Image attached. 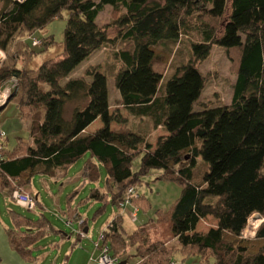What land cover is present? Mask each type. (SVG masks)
Returning <instances> with one entry per match:
<instances>
[{
  "label": "trees",
  "instance_id": "obj_1",
  "mask_svg": "<svg viewBox=\"0 0 264 264\" xmlns=\"http://www.w3.org/2000/svg\"><path fill=\"white\" fill-rule=\"evenodd\" d=\"M106 7L113 21L99 26ZM63 13L61 43L35 37ZM181 45L187 59L164 81ZM104 47L117 49L112 76L89 67L73 77ZM213 47L223 49L236 79L229 105L203 107L207 79L199 66ZM54 49L59 53L46 58ZM0 51V87L17 81L9 103L28 122L26 141L19 139L11 151L0 144V190L13 203L15 189L27 192L36 177L63 180L86 157L83 184H97L101 169L106 174L104 191L92 188L87 201L118 209L96 243L110 258L120 261L130 248L136 264H174L177 255L203 264H264V221L253 238H242L252 216L264 218V0H0ZM110 79L128 116L166 133L154 146L145 133L111 130L126 119L110 111ZM96 120L102 127L86 134ZM151 171L159 172L154 181L178 185L180 196L156 212L152 226L128 234L121 215L127 207L120 204L134 187L131 212L149 210L136 184ZM77 194L65 197L64 216L79 221L71 209ZM208 217L216 227L195 232ZM11 218V245L27 261L41 241L60 234L43 215L31 219L12 210Z\"/></svg>",
  "mask_w": 264,
  "mask_h": 264
},
{
  "label": "rangeland",
  "instance_id": "obj_2",
  "mask_svg": "<svg viewBox=\"0 0 264 264\" xmlns=\"http://www.w3.org/2000/svg\"><path fill=\"white\" fill-rule=\"evenodd\" d=\"M94 1L97 2L98 0H94ZM159 1L161 2L163 0H159ZM66 19H67V14L63 13L60 19L55 20L49 25H47L42 31L38 32L35 35V37L42 39L47 36H53L54 40L57 43H61L63 40V31H64ZM112 21H113L112 9L110 7H106L104 11L99 14L97 19V24L99 26L104 27V26H108V24H110ZM116 33L117 31L114 27H110L108 29V35L110 37H114ZM191 39H193L195 42L198 41L196 37H192ZM50 51H51L50 54L46 55V58L48 57L54 58L59 53V50L57 49ZM115 51H117V49L113 47L101 48L100 50L95 52L87 61H85L81 66L77 68L76 72L73 74V77H80L84 73V71L89 67H98L100 71L106 73L109 76H112L114 69H116L118 66L117 62L114 59ZM178 53L179 54H176L177 56L175 58H172L169 67L165 70L164 81H167L169 77H171L174 67L177 64H179L182 60L187 59L188 52L186 50V46L181 45L180 52L178 51ZM4 59H5V55L2 52V58L0 59V61L3 62ZM199 70L202 73V75L207 79V84L201 96L199 105L203 107H218L221 105H229L233 94L232 87L233 84L235 83L236 76L231 70V63L226 58L223 49L218 47H213L210 56L199 66ZM108 83L110 87L109 99H110L111 109L112 110L118 109L122 117L126 119L125 124L115 125L114 127H117L118 130H123V131H127V130L138 131L140 133H143V131H148L149 130L148 122L142 120L140 121L139 119L130 117L127 115L126 112H124L121 109V106L118 105L120 101V96L117 93V91L113 88L112 79H110ZM14 88H17V81ZM196 109L199 110L198 107ZM17 115L18 112L14 104L8 105L7 109L0 113V132L4 134V138L0 139V144L3 143L4 146H7L6 147L7 150H10L18 142L19 139H22L23 141H26L28 139V134L27 131L23 128L22 126L23 124L14 121ZM163 133L165 132L163 131ZM153 135L155 136L157 135V133L153 132ZM149 140H152L151 142H154L156 139H154V137L152 136L149 138ZM84 161L85 159L81 160L80 162H78L69 169L66 177L63 179V185H61L64 187L63 196L60 195L61 191L59 185H56L54 188H51V193L53 194V198L46 191L42 190L40 187H37L38 188L37 190L41 195L42 202L45 207L44 209L41 207H37L35 211L23 210L22 212L21 209L16 208L14 205L11 206V209H14L19 213L22 212V214H24L25 216L31 219H37L41 215H43L48 220L51 221V223L60 232V234L62 233L64 235L66 234L69 236L71 235L70 229L73 227L78 229L79 227L78 224L80 222L78 223L77 221H74L73 219H71L72 217L67 219L68 217L65 215V212L67 213V202L65 203V197L68 194L72 193L73 191L74 192L78 191L77 196L74 198V201L71 203V209L74 211V214L80 217L81 221H85L84 229L86 228L88 229V233L86 234V236L89 237L92 236L93 237L92 241L95 242V244L96 243L99 244L101 234L109 225V222L111 220L110 218L113 217L114 214H117L118 210L110 205H106L104 210L103 207L100 208L101 205H99L98 203L87 201L86 197L92 188L103 187L106 174L104 170L101 169L100 181L97 184H92V185H89L88 183L83 184L81 173H82V167ZM199 163L200 162H198V164ZM138 168H139V160L137 159L134 162L133 170L136 171L138 170ZM198 171H199L198 175H201L203 171V167L200 166ZM158 173L159 172L157 171H151V173L148 176L141 179V181L137 182L136 184L137 191L145 197L148 203H150L149 210H147L146 212L140 209L137 215L138 224L135 225L137 227L140 225L141 221L143 220L146 223L150 221V219L155 220L156 212L159 210H166L171 204V202L174 200L173 198H176L175 196H178V194H180L178 193L179 191L178 185L173 183L154 181L153 174H158ZM36 186L38 185L36 184ZM57 198L60 201V206L56 205L55 200ZM99 208L100 210L102 209L101 213L96 214ZM64 215L67 218L64 217ZM131 221L133 222L132 218ZM258 221H259L258 218L257 220L253 221L255 226L258 224ZM66 222H72V227L67 226ZM207 225L209 227L211 226V224L209 223H207ZM207 225L204 224V227H208ZM60 234H58V237H55L56 242L61 241L62 237L60 236ZM242 238L251 239L253 238V235L252 236L247 235L246 237L242 236ZM52 239L50 241H54ZM46 241H42V242L45 243ZM69 245L70 243L67 242V247H69ZM54 252L55 254L64 253L63 250H61V252L55 250ZM132 260L135 259L133 258ZM174 261H176V264H180L178 255L175 256ZM128 264H132V261H129Z\"/></svg>",
  "mask_w": 264,
  "mask_h": 264
},
{
  "label": "crops",
  "instance_id": "obj_3",
  "mask_svg": "<svg viewBox=\"0 0 264 264\" xmlns=\"http://www.w3.org/2000/svg\"><path fill=\"white\" fill-rule=\"evenodd\" d=\"M109 88L110 87H109V83H108V90L110 91ZM10 104H12V103H8L6 105V107H4L0 111V113L3 112L4 110H6L7 106ZM110 111H113V110L110 108ZM14 121H17V123L23 124L22 125L23 128L26 131H28V122L21 120L18 115ZM99 122H100L99 120H96L93 124H91L86 129L85 133L86 134H92V133L96 132L97 130H99L102 127L101 122L100 123ZM115 125L116 124H111V126H110L111 130L117 131V132L123 131V130H118L117 127H114ZM148 127H149V130H148L149 132L143 131V133H145L146 135L150 134V135H148V139L152 136L154 137V139H156L154 142H151L152 140H149L150 145L154 146L159 137L166 136V134L163 133L161 127L157 128V129H152L150 123H148ZM133 132L138 133V131H133ZM153 132L157 133V135L154 136ZM27 134H28V132H27ZM16 145H17V143L8 151H11ZM6 147L7 146H5V149L7 150ZM85 159H86V157H85ZM36 184L38 186H36ZM56 185L60 186V191H61L60 195L63 196L64 187L61 186V185H63V180L56 181V180L47 179L44 177H36L26 187V190L36 200L37 207H41L44 209L45 207L43 205L42 198H41L40 193L37 190L38 189L37 187H40L42 190L46 191L53 198V194L51 193V188H54ZM180 191H181V188L179 187L178 193H180ZM179 196H180V194H178V196H175L176 198H173L174 200L171 202V204ZM55 202H56L57 206H60V201L58 198L55 200ZM12 205H14L16 208L21 209L22 212H23V210H26L23 207L13 203L11 198H10V194L7 191L0 190V264H98V257H100V249H98L96 247L95 242L92 241V239H93L92 236L91 237L86 236V234L88 233V229L87 228L84 229V227H78V229L75 227L71 228L70 229L71 235H69V236L66 234L65 235L60 234L62 239L59 242L55 241L56 240L55 237H58V235H52V236L44 239L43 241H46V240L47 241L45 243H43L41 241L42 243L40 244V248L33 252V257H34L33 261H27V260L23 259L19 255V253L13 249V247L11 245V235H12L11 232L14 231L13 224H12V218H11V211L14 210V209H11ZM14 211H16V210H14ZM131 211H132V208L127 207L124 210V213L121 214L122 218H123V228L125 229V231L128 234L136 231L138 228H147V227H150L154 224L153 223L154 220L150 219V221H148L147 223L143 220V221H141V223L138 227L135 226L136 224H138V220L136 217L135 222L131 221V217H130V214L132 213ZM162 211H165V210H162ZM115 215L116 214H114V216ZM114 216L110 218L111 219L110 222L113 220ZM78 219H79V221H77V220H74V221H77L79 223L81 221L80 217ZM81 223H82V221H81ZM207 223L211 224V226L209 227L207 225ZM204 224H206L208 227H204ZM66 225L72 227V222H66ZM215 227H216V221L213 218L208 217L204 220H201L197 224L195 232L206 233L210 229L215 228ZM81 233H84L85 237L80 236ZM51 239L54 241H50ZM67 242L70 243L69 247H67ZM55 250H57L58 252H61V250H63L64 253L63 254L62 253L61 254L60 253L55 254V252H54ZM132 259L133 258L131 257V249L127 248L125 251V254H123L121 256L119 264H122V263L128 264L129 261H132V264H136L137 261L132 260ZM179 262H180V264H203L197 259H189L186 261H182L179 258ZM174 264H176V261L174 262Z\"/></svg>",
  "mask_w": 264,
  "mask_h": 264
},
{
  "label": "built area",
  "instance_id": "obj_4",
  "mask_svg": "<svg viewBox=\"0 0 264 264\" xmlns=\"http://www.w3.org/2000/svg\"><path fill=\"white\" fill-rule=\"evenodd\" d=\"M39 45H40L39 41L34 40L32 42V46H34V47H37ZM12 83H13V86L16 85L15 79L12 80ZM11 89H12V87H10V88L0 87V107L6 102L7 98L10 96ZM3 138H4V134L0 132V139H3ZM12 198L17 205L23 207L27 211H32L35 209L34 199L32 198V196L28 192H26L22 188L15 189L12 192ZM137 198H138V195H137V192L134 189V187H129L126 190L125 197H124L123 201L121 202L120 206L123 207V209H124L125 207L130 206L131 201L133 199H137ZM131 218H132L133 222L136 221V210H134L131 213ZM257 218L259 219V221H258V224L255 226L253 221L257 220ZM263 221H264L263 217H260L259 215L255 214L254 216H252L248 220L247 227L243 231L242 236H244V237H246L247 235L248 236H252V235L254 236L258 226ZM80 236L84 237V234L81 233ZM100 239H102V235H101ZM98 264H118V261L114 260L108 256L106 248L105 249L101 248L100 249V257L98 258Z\"/></svg>",
  "mask_w": 264,
  "mask_h": 264
},
{
  "label": "water",
  "instance_id": "obj_5",
  "mask_svg": "<svg viewBox=\"0 0 264 264\" xmlns=\"http://www.w3.org/2000/svg\"><path fill=\"white\" fill-rule=\"evenodd\" d=\"M7 85H8V86H12L13 83L8 82ZM15 92H16V88H13V90H12V94L7 98L6 102L0 107V111H1L4 107H6V105L9 103L11 97L15 94ZM122 264H125V263H122Z\"/></svg>",
  "mask_w": 264,
  "mask_h": 264
},
{
  "label": "clouds",
  "instance_id": "obj_6",
  "mask_svg": "<svg viewBox=\"0 0 264 264\" xmlns=\"http://www.w3.org/2000/svg\"><path fill=\"white\" fill-rule=\"evenodd\" d=\"M9 82H11L12 83V80L11 81H9ZM2 87H5V88H10V87H12V89H11V94H12V90H13V88H14V86L12 85V86H8L7 85V83L4 85V86H2ZM10 94V95H11ZM130 217H131V214H130ZM137 217V216H136ZM79 224H81V221H80V223ZM82 234H84V233H82ZM85 236V235H84ZM118 264H119V261H118Z\"/></svg>",
  "mask_w": 264,
  "mask_h": 264
},
{
  "label": "bare ground",
  "instance_id": "obj_7",
  "mask_svg": "<svg viewBox=\"0 0 264 264\" xmlns=\"http://www.w3.org/2000/svg\"><path fill=\"white\" fill-rule=\"evenodd\" d=\"M2 58V52L0 51V59Z\"/></svg>",
  "mask_w": 264,
  "mask_h": 264
}]
</instances>
